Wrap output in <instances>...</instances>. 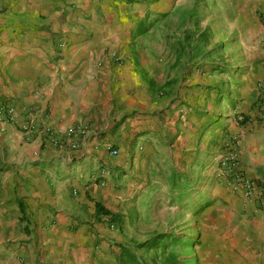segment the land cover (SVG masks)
Segmentation results:
<instances>
[{
	"label": "crops",
	"instance_id": "obj_1",
	"mask_svg": "<svg viewBox=\"0 0 264 264\" xmlns=\"http://www.w3.org/2000/svg\"><path fill=\"white\" fill-rule=\"evenodd\" d=\"M249 4L243 8L254 21L240 41L247 68L234 110L246 121L232 119L225 141L242 133V165L264 180V109L255 103L264 75V0ZM144 16L141 4L125 0H0V102L18 116L0 121V216H23V229L39 235L31 244L42 255L26 256V264H100L95 247L114 236L107 218L95 217L96 202L112 209L109 173L123 162L122 147L135 152L169 119L150 79L130 66ZM29 109L27 131L21 122ZM219 185L222 206L207 213L227 234L211 243L212 254L220 244L224 264H264V210Z\"/></svg>",
	"mask_w": 264,
	"mask_h": 264
},
{
	"label": "rangeland",
	"instance_id": "obj_2",
	"mask_svg": "<svg viewBox=\"0 0 264 264\" xmlns=\"http://www.w3.org/2000/svg\"><path fill=\"white\" fill-rule=\"evenodd\" d=\"M125 1L143 6L148 27L134 41L130 66L150 79L154 100L169 119L135 152L122 147L125 158L116 164V175L109 173L111 210L121 223L106 217L114 236L104 248L95 247L99 263L119 264L118 243L168 235L176 238H165L158 249H138L139 255L149 264H162L163 250L176 253L182 264H224L220 244L216 255L210 245L220 243L227 230L219 218L210 221L207 211L223 203L213 170L229 141L228 125L241 114L234 112L238 79L247 68L240 41L254 21L243 6L253 0ZM24 219L0 216V264L41 257L43 250L31 244L39 235L23 229ZM24 244H30L28 254L20 256L17 248Z\"/></svg>",
	"mask_w": 264,
	"mask_h": 264
},
{
	"label": "built area",
	"instance_id": "obj_3",
	"mask_svg": "<svg viewBox=\"0 0 264 264\" xmlns=\"http://www.w3.org/2000/svg\"><path fill=\"white\" fill-rule=\"evenodd\" d=\"M256 107L259 111L264 109V75L257 84ZM28 120L21 122L22 128L29 130V117L32 111L27 110ZM244 115L239 114L237 122L241 123ZM0 121L18 122L17 109L9 102H0ZM56 142V141H55ZM242 133H236L230 137L221 152L217 155L216 165L213 173L218 183H223L228 189L243 197L245 201L250 202L257 209L264 210V180L252 177L242 165L243 150ZM113 155L118 154L117 149H112Z\"/></svg>",
	"mask_w": 264,
	"mask_h": 264
},
{
	"label": "trees",
	"instance_id": "obj_4",
	"mask_svg": "<svg viewBox=\"0 0 264 264\" xmlns=\"http://www.w3.org/2000/svg\"><path fill=\"white\" fill-rule=\"evenodd\" d=\"M148 27L144 26L143 20L140 23L139 28V35H143L147 31ZM244 120L241 121V124L246 121V117L243 118ZM96 212L95 217L99 220L100 215L108 217L109 221H116L118 224L121 223V216L119 214L113 213L110 209L104 207L101 203H95ZM168 235H156L152 238L146 240L142 243H118L117 247L120 249L119 256H118V263L119 264H149L145 261L138 253V249H158L164 239L167 238ZM176 237L169 236L168 240H172ZM164 256V262L162 264H182L179 260V256L174 252H167L162 251Z\"/></svg>",
	"mask_w": 264,
	"mask_h": 264
}]
</instances>
